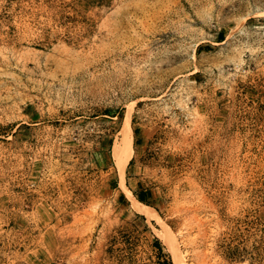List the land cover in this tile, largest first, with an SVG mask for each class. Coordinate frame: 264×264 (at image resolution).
Wrapping results in <instances>:
<instances>
[{"label": "rangeland", "instance_id": "obj_1", "mask_svg": "<svg viewBox=\"0 0 264 264\" xmlns=\"http://www.w3.org/2000/svg\"><path fill=\"white\" fill-rule=\"evenodd\" d=\"M165 224L264 264V0H0V264H178Z\"/></svg>", "mask_w": 264, "mask_h": 264}, {"label": "bare ground", "instance_id": "obj_2", "mask_svg": "<svg viewBox=\"0 0 264 264\" xmlns=\"http://www.w3.org/2000/svg\"><path fill=\"white\" fill-rule=\"evenodd\" d=\"M121 141L117 142L114 145L113 153H114V158L117 161V164L120 168L121 171V187L126 190V178H125V173L127 166L131 159L134 156L135 150H134V131L132 128V114L129 112L123 122V126L121 129ZM131 198L134 200V207L136 210L144 214L148 217L151 218H159V213L157 212L156 209L153 207L140 202L137 200L132 194H130ZM163 231V230H162ZM174 233V232H173ZM172 234L171 228L165 224L164 225V232L162 234L161 232V237H163L167 243L170 245L171 249L174 251L176 254L178 264H186L185 258H183L182 253L175 243H173L170 239V236ZM176 237V236H175Z\"/></svg>", "mask_w": 264, "mask_h": 264}, {"label": "trees", "instance_id": "obj_3", "mask_svg": "<svg viewBox=\"0 0 264 264\" xmlns=\"http://www.w3.org/2000/svg\"><path fill=\"white\" fill-rule=\"evenodd\" d=\"M138 198H139V200H140L141 202L147 203L146 200H145L142 196L138 195Z\"/></svg>", "mask_w": 264, "mask_h": 264}]
</instances>
